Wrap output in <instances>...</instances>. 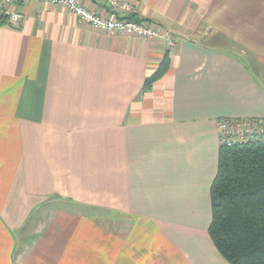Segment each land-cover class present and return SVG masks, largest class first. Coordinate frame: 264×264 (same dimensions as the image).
Instances as JSON below:
<instances>
[{"label": "crops", "instance_id": "crops-1", "mask_svg": "<svg viewBox=\"0 0 264 264\" xmlns=\"http://www.w3.org/2000/svg\"><path fill=\"white\" fill-rule=\"evenodd\" d=\"M122 1L175 46L49 0L0 23V264H230L209 234L217 122L264 117V0Z\"/></svg>", "mask_w": 264, "mask_h": 264}, {"label": "trees", "instance_id": "trees-1", "mask_svg": "<svg viewBox=\"0 0 264 264\" xmlns=\"http://www.w3.org/2000/svg\"><path fill=\"white\" fill-rule=\"evenodd\" d=\"M128 18L142 21L134 14ZM4 21L0 16V23ZM169 67L167 50L145 87ZM211 197L209 234L219 252L230 264H264V142L220 145Z\"/></svg>", "mask_w": 264, "mask_h": 264}, {"label": "built area", "instance_id": "built-area-1", "mask_svg": "<svg viewBox=\"0 0 264 264\" xmlns=\"http://www.w3.org/2000/svg\"><path fill=\"white\" fill-rule=\"evenodd\" d=\"M18 0H0V16L13 26H19L23 14L15 9ZM53 4L67 8L76 13L80 21L88 22L99 31L138 35L148 40H164L169 48L175 46L174 40L166 31H161L156 25L128 18V13L136 11L134 4L122 0H100L116 10V17L106 18L96 11L81 4L80 0H49ZM219 140L222 145L231 147L236 144L264 142V117L249 119L230 118L219 119L217 122Z\"/></svg>", "mask_w": 264, "mask_h": 264}, {"label": "rangeland", "instance_id": "rangeland-1", "mask_svg": "<svg viewBox=\"0 0 264 264\" xmlns=\"http://www.w3.org/2000/svg\"><path fill=\"white\" fill-rule=\"evenodd\" d=\"M150 24V23H149ZM172 38V37H171Z\"/></svg>", "mask_w": 264, "mask_h": 264}]
</instances>
